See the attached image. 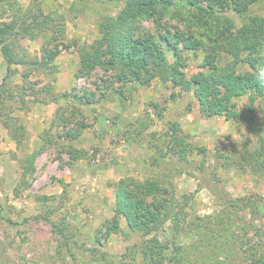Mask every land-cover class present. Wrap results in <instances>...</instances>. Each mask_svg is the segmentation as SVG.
<instances>
[{
  "label": "rangeland",
  "instance_id": "obj_1",
  "mask_svg": "<svg viewBox=\"0 0 264 264\" xmlns=\"http://www.w3.org/2000/svg\"><path fill=\"white\" fill-rule=\"evenodd\" d=\"M126 1L0 0L5 43L22 60L7 70L0 50V264H100L102 253L142 264V232L115 212L124 177L160 184L143 197L153 212L170 204L146 235L169 244L160 264H264V97L251 108L240 96L238 116L226 119L202 113L193 87L153 78L127 82L120 95L100 80L104 70L80 75L78 50ZM217 10L198 18L174 0L139 24L199 41L197 50L178 43L190 78L215 54L225 18L235 31L264 16V0L242 15ZM228 60L218 53L219 64Z\"/></svg>",
  "mask_w": 264,
  "mask_h": 264
},
{
  "label": "trees",
  "instance_id": "obj_2",
  "mask_svg": "<svg viewBox=\"0 0 264 264\" xmlns=\"http://www.w3.org/2000/svg\"><path fill=\"white\" fill-rule=\"evenodd\" d=\"M173 1L127 0L114 16L104 17L97 25V38L90 44L82 45L78 50L80 75L87 76L100 68L104 73L107 72V76L100 80L112 86V92L120 95H123L122 88L127 82L146 83L153 78L163 82L171 81L185 91L193 87V95L200 105L201 112L207 116L224 115L226 119L236 118L238 112L235 109V100L242 95H247L249 105L253 108L254 102L259 97H264V16L252 17L235 31L232 30V20L226 17L225 20L229 24L221 35L215 54L207 55L199 66L200 70L187 78L183 72L185 57L178 43H181L183 49L197 50L199 41L180 31L174 35H170L168 31H158L155 35L139 24L144 19H155L159 4L170 5ZM201 1L206 4H201ZM253 1L183 0V3L198 9L197 17L203 18L206 14L218 11L217 8L231 9V6L233 12L242 15ZM7 32L8 27H0V50L7 63V70H10L12 64L22 60L17 59L10 46L5 43ZM166 50L172 52V62H169ZM220 52L229 56V60L223 64L217 62ZM54 54H57V50ZM50 58L49 54L46 59ZM242 63H246L248 68L239 71L238 65ZM86 94L88 93H85V96ZM60 96L64 97L65 94ZM89 109L96 115L93 108ZM258 154L264 157V145ZM259 162L264 165V159ZM159 185L154 179L138 181L124 177L120 179L116 189V215L125 216L132 229L142 232L141 259L144 264H160L169 248L168 242L161 241L156 235L146 237L151 227L163 222L158 212L166 213L170 206L164 200L156 204V211L153 212V205L144 200V196H153L160 189ZM42 218L54 225L49 216ZM54 226L62 232V227ZM107 256L102 253L100 264H114Z\"/></svg>",
  "mask_w": 264,
  "mask_h": 264
},
{
  "label": "clouds",
  "instance_id": "obj_3",
  "mask_svg": "<svg viewBox=\"0 0 264 264\" xmlns=\"http://www.w3.org/2000/svg\"><path fill=\"white\" fill-rule=\"evenodd\" d=\"M262 78H264V73H262Z\"/></svg>",
  "mask_w": 264,
  "mask_h": 264
}]
</instances>
